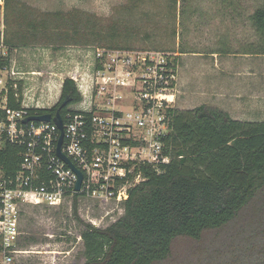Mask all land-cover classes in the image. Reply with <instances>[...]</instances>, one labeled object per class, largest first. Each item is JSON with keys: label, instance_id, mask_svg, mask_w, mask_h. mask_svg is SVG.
Segmentation results:
<instances>
[{"label": "trees", "instance_id": "trees-1", "mask_svg": "<svg viewBox=\"0 0 264 264\" xmlns=\"http://www.w3.org/2000/svg\"><path fill=\"white\" fill-rule=\"evenodd\" d=\"M249 20L260 39L259 49L251 53L264 54V4ZM3 24L8 54L0 57V68L10 66V52L17 47L59 49L74 45L134 50L115 40L128 37L130 29L123 28L128 24L119 19L106 24L80 9L41 11L20 0H3ZM156 48L148 50H159ZM64 98L68 102L61 106ZM80 99L75 82L65 77L59 99L51 107L28 111L55 113L59 108L64 115L68 106ZM21 100L22 81L18 80L16 87L9 81L8 106L20 107ZM169 117L170 130L161 138L169 163L159 172L151 165L136 168L144 179L129 188L126 200L114 202L123 208L117 219L105 227L84 222L76 214L78 200L87 198L72 197L76 220L83 226L79 233L83 264H263L264 119H236L205 104L174 107ZM7 150L0 163L13 170L18 158L13 155L14 148ZM234 222L245 223L242 238L229 236L218 250L172 259L177 239L197 241L205 232Z\"/></svg>", "mask_w": 264, "mask_h": 264}, {"label": "built area", "instance_id": "built-area-1", "mask_svg": "<svg viewBox=\"0 0 264 264\" xmlns=\"http://www.w3.org/2000/svg\"><path fill=\"white\" fill-rule=\"evenodd\" d=\"M7 54L0 21V57ZM15 75L11 65L0 68V156L11 147L18 158L13 170L0 163V264H17L23 205L59 206L75 195L119 203L144 179L136 168L161 171L170 161L161 138L170 130L178 93L175 64L165 52L94 48L92 71L68 76L81 96L78 106L61 115V151L82 173L75 190L77 174L56 153L57 124L23 121L47 113L29 108H49L59 98L43 105L24 93L20 107L10 108L8 82L16 87Z\"/></svg>", "mask_w": 264, "mask_h": 264}, {"label": "rangeland", "instance_id": "rangeland-1", "mask_svg": "<svg viewBox=\"0 0 264 264\" xmlns=\"http://www.w3.org/2000/svg\"><path fill=\"white\" fill-rule=\"evenodd\" d=\"M0 1V21H3V0ZM20 1L41 11L80 9L101 18L106 24L113 19L128 24L126 28L123 26L131 31L128 37L115 39L120 44L131 45L135 50H148L154 46L173 58L178 91L174 106L177 108L205 104L219 107L233 118L264 119V110L251 105L247 111L240 101L244 96L242 85L249 82L246 74L251 67L249 61L246 63L237 54L255 55L251 51L259 49L260 43L251 23L250 28L243 31L224 30L221 25L214 31H202L195 24L201 0H176V4L173 0ZM217 1L221 6L225 0ZM245 2L249 11L264 4V0ZM93 50L94 46L74 45L59 49L41 45L13 49L10 65L16 74L14 78L22 81V96L24 93L29 95L34 103L53 104L54 96H60L65 77L75 71H92ZM211 51L216 53V60L210 56ZM245 58L251 60L250 57ZM230 65L234 68L230 69ZM252 81L254 84L258 82L256 78ZM235 92L240 99L236 102L231 100L235 98L232 97ZM76 106L78 104L72 105ZM100 203L89 199L78 200L76 215L84 222L94 221L105 227L123 213V208L113 201ZM76 215L72 199L59 206L23 205L19 216L21 233L18 242L22 251L16 256L17 264H83V243L79 236L83 226L77 222ZM244 224L234 222L219 230L207 231L197 241L179 238L173 245L175 256L172 259L185 254H200L204 250H218L227 242L226 237L242 238Z\"/></svg>", "mask_w": 264, "mask_h": 264}, {"label": "crops", "instance_id": "crops-1", "mask_svg": "<svg viewBox=\"0 0 264 264\" xmlns=\"http://www.w3.org/2000/svg\"><path fill=\"white\" fill-rule=\"evenodd\" d=\"M202 4L198 9V18L195 20V24L202 31H214L222 26L224 30L230 31H243L249 29V16L252 11H249L247 2L245 0H225L221 6L218 5L217 0H201ZM1 2V1H0ZM221 16V17H220ZM199 55H202L199 54ZM234 55V54H233ZM241 55L244 61L249 63L251 67L248 70V80L246 84H243V98L239 99V94L236 92L232 95L235 97L232 101H241L247 111L249 106L255 105L260 110H264V54H237ZM211 57L217 58L216 53L211 51ZM240 56V57H241ZM245 57H250L251 60H247ZM230 69L234 68L230 65ZM257 75V77H255ZM257 79V84L251 83L252 80ZM245 87V88H244ZM231 94L229 95V97ZM259 110V111H260ZM237 119V118H236ZM262 120V119H258Z\"/></svg>", "mask_w": 264, "mask_h": 264}, {"label": "water", "instance_id": "water-1", "mask_svg": "<svg viewBox=\"0 0 264 264\" xmlns=\"http://www.w3.org/2000/svg\"><path fill=\"white\" fill-rule=\"evenodd\" d=\"M68 102L67 98H64L61 106L65 105ZM29 120H39V121H49L52 120L54 121L60 131L58 141H57V147H56V153L57 155L67 163V165L77 174V181L75 183V190H78L80 188V183L82 180V173L79 169H77L74 164L69 160V158L61 151V143H62V137H63V128H62V117L59 112V108L55 111L54 115L51 113H42L38 115H29L24 118V122L29 121ZM264 264V263H263Z\"/></svg>", "mask_w": 264, "mask_h": 264}]
</instances>
